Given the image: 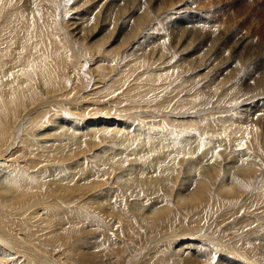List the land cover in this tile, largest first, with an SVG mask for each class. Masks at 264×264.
I'll list each match as a JSON object with an SVG mask.
<instances>
[{
    "label": "rangeland",
    "instance_id": "1",
    "mask_svg": "<svg viewBox=\"0 0 264 264\" xmlns=\"http://www.w3.org/2000/svg\"><path fill=\"white\" fill-rule=\"evenodd\" d=\"M0 2H4V4L6 5L5 8L7 9L9 8L11 9L13 7V9H15L19 14H22V11L24 13L25 11H28L26 14H28L32 10L34 11V13L36 12V6H37L36 0H6V1L0 0ZM39 5H41V8L40 9L37 8V13L40 14L46 11L44 14H42L44 16H42L43 21L40 22L41 25L44 23L43 25L48 31L50 30L49 31L50 33L54 32L56 36L59 37L57 38V40H59L60 37L63 38L64 40H66L65 37L67 39H70L71 45L70 43L65 41L62 44H65L66 45L65 48L67 49L64 48L66 51L63 49L62 50H63V53L64 51L67 52L68 57L71 61H69V59H66L68 58L67 54H66V57L64 55V58L70 65L74 61V63L72 64V66L74 67V70H79V73L81 72L82 77H85L81 82L82 85L77 89L78 90L77 94L79 95L78 98L82 99L89 95L92 96L91 93H93L92 87H93V84H95L94 83L95 81L93 83L92 81L95 79V76L87 72L88 65H90V63L92 64V66L94 64L96 65V62H97L96 59L105 60L106 54L110 55L108 53V50L111 46L114 47V45L115 46H119V44L121 45L122 43L121 41L124 37H126L128 40L126 42L127 44L126 43L124 44L126 46H123L124 48L123 47L120 48L122 50H120V52L118 53L119 56L118 55L116 56V62L114 64L115 66H113V64L111 63L112 66L114 67L113 70H112V66H109L110 70L108 69L106 73L107 75L102 79L100 78L101 79L100 81L103 82V83H100V85L104 83L106 84L104 87L101 86V89L99 88L100 92L98 94L99 95L101 94L100 96L106 95L105 98L107 99L105 100L104 98L105 101L102 103H96V102H93L89 96V101H79V103L75 106L79 108H85V106H87L86 112H90V113L94 112L97 114L95 115V117H90V116L84 117L83 122L85 124L87 121L89 123L91 120H98V119H113V120L117 119L119 121L122 119L123 122L128 125L127 127H130V129H135L137 125L140 124V121L143 120V122L147 123L146 125L147 128H148V124H151L153 132L163 131V133L166 135V138L169 140V142H171L175 138V136L178 135L179 133H181L183 137L186 139L188 136L190 138L192 137L194 138V134H193L194 129H197V126H198V125L197 126L195 125L196 123L195 120H198L197 118L200 116H201L200 117L201 122L204 123L203 128L208 130L207 132L208 134H211V131L215 129L216 125H220L219 121L221 119H229L230 121L234 119L238 121V125L241 123L243 124V126L248 127L247 129L244 128L246 131L245 135L242 136L240 133H237L236 135H234L237 139L238 138L240 139L237 140L235 138L233 139L232 142L231 141L229 142V143H232L230 144V147L232 146L231 150L230 149L228 150L226 148L224 149L222 146H219L217 148L211 147L215 144L211 140H209L212 137L208 136L210 138H208L207 140V136L205 135L204 137L200 136V140L202 142L204 141L203 144H200L201 148L202 147L204 149L206 148L205 150L207 151L209 150V152H211V153L206 152L205 153L206 157H209V155L214 156L216 153L217 155H221L220 158H222L224 162L227 164H230L229 160L231 159L238 160V156H237L238 153H240L241 155L243 154L245 156L251 154V157L253 158L257 157L256 159H262V158L264 159V149L263 147H261L260 145L261 143L259 144L255 143V140L257 139V137L259 138L261 137L262 134H264L262 133L264 132V0H40ZM20 9H22V11ZM143 9L146 11L145 19L140 18V14L143 11ZM116 16L117 18L119 17L118 22L114 21L115 19L114 17ZM137 17L140 19H138ZM109 23L110 25H108ZM132 26H135V31L132 34L133 36H129L130 34L127 31ZM45 30H44V34L47 37L45 40H42L40 43L44 41H48L47 39L49 38V36L47 34L49 32H47V30L45 32ZM7 36L9 38L8 40L11 39L10 40L11 45L8 47L6 51H3L4 54L1 53L3 55L1 57L2 60L0 59L2 61L0 62V73L3 74L2 76H5L7 74L8 76H5L7 79L8 77H14V76H15L14 78L17 79L18 75H19V78H21L24 76L23 74H25V72L30 67L26 65H30L29 59H31L33 56H31V53L30 55H28V53L26 52L29 51V48L33 46H30L29 44H25L26 40L24 41V39L18 36V34L15 36H11V35L10 36L7 35ZM102 37H105V38L109 37L110 40L107 42L106 45H102V49H100L99 53H96V51H92L93 54L90 55V53L92 52L87 51L83 47L84 46L83 44H86V45H89L91 43L94 44L96 43L95 42L96 40H99ZM78 39H79V42H78ZM74 42L75 44H73ZM27 45H29V47ZM3 46L5 45L3 44ZM41 46L42 45L37 46L36 47L37 50H34V52L35 51L37 52L35 56L39 57L45 51L46 53L50 52L48 49L42 50ZM31 49H34V48H31ZM19 50H21V53H23V55H26V56H20L19 54H16L17 52H20ZM54 51L55 52L53 53V55L55 56V58H56V55L59 57L62 56V54L58 52L59 50L57 51L56 49H54ZM14 53L16 54V56ZM9 54L11 55V57ZM88 54L90 57L88 56ZM101 54L103 57L101 56ZM96 55H98L99 58ZM7 56L10 58H8ZM12 56L14 59L12 58ZM7 58H8V61H7ZM84 58H87V59H84ZM12 59L13 60L19 59L17 60L18 64L16 65L17 70L15 67H12V68L10 67V69H8L9 66H11L9 63H11ZM55 60L57 61V59ZM86 60L88 62H86ZM3 61H6L4 65H3ZM139 61H140V64H139ZM59 63L61 64V62ZM116 64L118 65L116 66ZM5 65L7 66V68ZM1 66L2 68L5 66L4 67L5 69L3 68L4 69L3 70ZM1 69H2V72H1ZM11 72H13V74H11ZM112 77L117 81L113 82L112 79L109 80V78H112ZM117 77L118 78L122 77L119 79L121 82L118 80ZM121 79H124V80L122 81ZM62 84H65V82L64 83L62 82ZM64 90L67 91L68 88L66 87ZM116 97H119V98L117 99ZM109 98H113V99L109 100ZM154 101L158 103L153 104ZM35 106L37 107V105ZM35 106L33 105L32 106L33 108L32 107L26 108L25 109L26 112H23L24 116L22 115L18 119L19 123H16L13 127H11L10 130L5 129L7 131H5L2 137L0 138V152H1L0 155H2L6 151V148H8L9 151L8 152L6 151L7 153L6 152L5 153L7 155H10L11 158H9V160L7 159V161L6 160L1 161L3 163V166L4 167L9 166L7 167L8 169H11V168L16 169L18 164L21 167L24 166V170L26 171V172L24 171L25 174L26 175L28 174L30 178L32 177L33 179L32 184L36 186V189L32 190L33 193L31 191L26 193L27 196L25 198L27 199V202L25 204L24 203L22 204L24 209L21 208L22 207L21 205L15 209L8 210V211H11V213L3 209L7 212V214L6 212L4 213L2 209H0V214L4 213L3 216L7 217L10 215V217H12L13 215L12 213H14L13 216H15V215H18V213L16 212L23 210L22 212H20V213H23L24 211L27 210L28 212H26L25 215H28L29 211H31L32 209L36 207L37 208L40 207L41 210L39 211V214L42 218L48 220L52 216V218H54V220L51 219L52 221L54 222L58 221L57 229L54 230V232H57L58 233L57 236L58 237L60 236L61 238L60 237L59 238L63 241L53 240L52 238L50 240V235H46V237L49 236L48 237L49 239H44L45 241L44 244H46V245L42 244L44 246L33 245L32 243H30L31 246L29 243H27V245H25L26 243L25 244H21V243L18 244L16 242L14 244L12 243L15 251L18 252L15 254V257L13 258V260L14 259L16 260L18 258L16 261H19V264L20 263L38 264L39 262H41L39 264H45V263L46 264H56V263L57 264H61V263L67 264L68 260L74 261L73 259L75 258L74 262L76 264H84L85 263L84 260H81L78 257L73 258L72 251L79 245V242L81 241L80 240L81 237L83 238V234H81L83 226H86L88 224L87 222L90 223V219H91L90 213L92 211V205H89L90 197H91V195H89V191L86 192V189H84L83 185L82 184L79 185V183L82 182V178L84 179L88 176L86 172L88 169L102 170V168L105 165L101 163L97 165L96 163L98 161L97 159L99 158V156L108 157L110 149L108 146L103 147L108 144L107 142L103 141L104 143L102 142L103 143L102 145L98 146L94 150L89 151L90 154L88 151H86L82 155L70 157L71 159H69V157H66V155H62L61 158H54L55 159V162H54L52 158L53 157L52 154H47L48 152L46 151H45L46 152L45 154L42 151L47 150L48 147H50L49 149H52L51 146H53V148L57 146L56 145L58 144L57 136L56 135H55L56 137L53 136L54 139L57 141L46 139L47 141H54V143H52L53 145L41 146L40 143L42 142H40V139H37L36 134L39 133L40 135L42 134L43 136L47 134H51L55 131H58L57 125H65V123L70 124V122L74 123V119H71L68 117H62V115H64L62 112L63 110L60 109L61 107L58 105H53V106L49 105L46 109L48 111H44V112L41 111V113H38L37 115H36V112H33L36 109L34 108ZM55 106L58 108H56ZM164 107L165 109H163ZM53 110L57 111V113L54 112ZM195 110H197V112L199 111L200 113L199 116L198 114L196 115V113H194ZM45 112H47L48 114H46ZM132 113L133 115H130ZM193 113H194V116H193ZM43 114H45V116H43ZM55 114L58 116H55ZM107 114H110V115L105 116ZM121 114L124 118L120 116ZM195 115L197 116V118ZM126 116H129V117L126 118ZM51 118L53 122L50 121ZM210 121H213L214 123ZM63 122L65 123L63 124ZM233 122H236V121H233ZM20 123L22 124L20 125ZM247 124L250 127L247 126ZM131 125H133V127ZM88 127H89V124H88ZM250 129L252 130L250 131ZM30 131H33L34 134L32 133L33 134L32 135ZM216 131L218 130L216 129ZM253 131H255V133ZM15 134H16V137H15ZM251 134H254V135H252L251 137ZM27 136L28 137L32 136V137L28 139ZM120 137L121 136H117L116 139H119ZM203 138H205V140ZM17 141H19L20 143ZM28 142H30V144ZM136 143H138V146ZM212 143L213 145H211ZM236 143H238V146ZM113 144H110L112 145V147L114 146L113 148H116L117 147L116 145H119L118 148H121V149L114 150L115 152H119V154L126 153L125 150L129 149V144H128V147H127L128 149L123 150L124 148H122V144H120L119 140L115 141V143ZM134 144H135L134 145L135 147L136 146L140 147V145L141 146L145 145L144 142L141 143V142H138V140L135 141ZM37 145L40 148H38ZM43 147H45V149ZM132 150L134 149H131L130 151ZM233 150L235 151L232 152ZM259 150L260 151L262 150L263 152L262 151L259 152ZM9 152L11 154H9ZM62 153H64V151ZM212 153H214V155H212ZM50 156H51V160H50ZM195 157H196V154L192 155L191 157H186V159L182 162V166L184 167V165L190 163L192 159H196ZM40 158L42 160L47 158L46 160L48 161L43 160V162L46 161L47 163L45 162L43 163L42 160H40ZM178 159L182 160L183 158L178 157ZM23 160L26 163L23 162ZM59 160L60 161L62 160V162H60ZM150 161L149 163L153 165V163ZM205 161H206V158H205ZM238 161H240V159ZM263 161H262L263 165L262 164L261 165L263 166V170H264ZM75 162L82 164V166L80 167H83L85 169L84 170L83 168H81L85 172L83 173L87 176L80 174L78 172L77 174H79L80 176L76 174V170H78L79 166H76L73 168L72 165H74ZM129 163L131 164V162L128 161L121 169L120 167L118 168L117 172L115 173V177L119 175L116 178L117 181H119L120 179V181L127 182V180H133L134 178L136 179L138 177V176L136 177V174H134L135 177L133 176L132 178H129V177H131L133 174L121 176V173L125 171L126 167L128 169L131 168L129 166ZM55 166L56 168H54ZM87 166H89V168ZM36 167H39V168H36ZM59 167L61 168V172H62V173L61 172L59 173L60 176H63L64 173L68 172L67 170H69V168L71 167L72 170L70 169L69 171H74V175H75V178L72 181L74 182L73 186L78 185L77 187L79 188H75V190L74 188H72L68 190L66 189V190H59V191L54 192V189H53L54 186L51 184V181L49 179L51 178V175H52L51 173H53V170L55 169L56 171V169ZM39 169L40 171H38ZM151 169L152 167H148L144 169V174L145 175L151 174ZM43 170H45L46 172ZM81 175H83L82 178H81ZM182 175H187V174L183 173ZM79 178L81 179L80 182H78ZM138 179L140 181V178ZM138 179H136V181H138ZM47 180H49L50 182L48 181L47 183ZM110 182L111 183H109L108 186L103 185L102 189L105 190V188H109V187H110L109 189H112L113 186L111 184L117 183V182L114 183L112 181ZM252 182L256 183V185ZM68 183L70 184V182ZM260 183L264 184V182H261L259 178L254 176V178L251 179L249 184H247L248 185L247 188H245V190H243V192L241 193V197L239 198L237 203H235L237 206L235 205V207L231 208L230 210L229 208L226 210H222L221 213H219L220 215L217 214V216L219 215L218 218H221V217L224 218L223 215L226 217L224 224H222L218 228L221 231L216 233L217 240L220 238L222 241H225L224 239L228 236L227 234L230 231H233V232L239 231L240 237H238L236 240L232 239V241H230L232 243L231 248H228L224 245L222 246L220 245L219 248H217L218 246L216 247L213 246L211 251L216 253V255L212 257L209 264H220L218 263V261H215V259L217 258V253H218V257L219 255L221 256L224 255V259L221 260V264H225L226 262H227L226 264L228 263L229 264H264V223H263L264 222L263 221L264 220V202H263L264 200L262 198L260 199V194L262 192V190L260 189L258 185ZM254 185L257 186V188ZM80 187L82 188V190ZM37 189L38 191H36ZM75 199L78 200V202L77 201L75 202ZM50 202H56L55 212L57 213L58 217L56 216V214L52 215L51 211H50L51 213H49L48 210L46 211L43 210L44 209L43 206L45 205V203H50ZM132 204H133V201H132ZM74 208H76V210ZM16 209L19 211H13ZM1 210L3 211V213L1 212ZM233 211L235 212L233 213ZM82 213H85V214H82ZM88 213L90 216L88 215ZM70 214L72 216H70ZM78 215H82V216H78ZM106 215L105 213H104L105 217H103V214L102 216L99 215L98 216L99 219H101L102 217L104 219L96 220V224L102 227V229L104 227L106 231L108 229L107 232H109V228L111 226H109L110 222H108ZM206 215H204L202 220H199L198 222H195V223L191 222L192 221L191 216L187 217V219L185 220V223H183L182 225L181 223L180 224L178 223L177 225L178 227L176 228L177 234L180 233L181 236L188 237V236H194L196 234H199V232L203 234H206L208 232L212 233L213 231L212 225L214 226L213 222L211 223L212 225L210 223L205 222L207 225L210 224L209 225L210 227L209 226L206 227V224H203V222L208 219L207 218L208 216L206 217ZM73 216L74 218L78 217L79 219L77 218L76 222H73V220L71 219V217ZM86 216L87 218L88 216L90 217L88 218L89 220L86 218ZM109 217L110 216H108V218ZM23 219L25 221L24 214L22 215L21 221H23ZM27 219H30V218H27ZM59 219H61V221H59ZM110 220H111V217L109 221ZM59 222H61L60 224L61 227L59 225ZM15 224L16 226H18V224L20 223L17 222ZM159 229L160 230L158 231H153L152 233H149V232H146L148 230H145L144 228L143 229L144 231L142 230V232L138 233L139 237L135 239L134 242L128 241L129 243L127 242L125 253L129 250L127 254H130V255H126L124 260H122L123 262L120 261V263L118 264H133V263L143 264L144 261H145L144 264H148V263L156 264V262L157 264L159 263L162 264L163 259H165V255H166L165 253L168 251L167 247H172L171 245L175 243L174 242L175 240H171L170 238H169L170 240L168 239V241L163 240L162 237H165V236H162V235H165L166 232H162L161 228ZM200 229H202L203 231ZM68 230L69 232H67ZM71 231L72 232L74 231L75 233L74 232L72 233ZM111 231L112 230H110V233L111 235H113ZM45 232L46 231H44V233ZM146 233H148L149 235L148 234L146 235ZM225 233H226V236H225ZM186 234L188 236H185ZM68 235H71L73 237H70ZM242 240L246 244H244ZM50 243L51 244L53 243V244L51 245ZM55 245L58 248H56ZM69 245L72 248L69 247ZM64 248L67 250V251L65 250L67 253L69 251V254L70 253L71 254L70 255L67 254L64 251ZM226 248H227V251L225 250ZM52 249L55 252L57 249L62 250V251H59L61 252L62 257L56 258V260L58 261H56L55 258L52 256L51 254ZM43 250L44 251L46 250V251L44 252ZM221 252H224V253H221ZM22 253L24 254L21 255ZM34 256L37 261H34V258H33ZM128 256L130 257L128 258ZM52 258L54 259L53 262H52ZM126 258L128 260H126ZM60 259L65 260V261H62ZM13 260L11 261L12 264L16 262L15 260L14 261ZM130 260L132 261L130 262Z\"/></svg>",
    "mask_w": 264,
    "mask_h": 264
},
{
    "label": "bare ground",
    "instance_id": "2",
    "mask_svg": "<svg viewBox=\"0 0 264 264\" xmlns=\"http://www.w3.org/2000/svg\"><path fill=\"white\" fill-rule=\"evenodd\" d=\"M3 1H6V0H3ZM36 1H37V6H38V7L36 6V12L34 13V11L32 10L28 14H26L28 11H25V13L22 11L23 8L20 9L22 11V14H19L15 9H13V7L11 9L10 8L7 9V8H5L6 5L4 4V2H0V54L3 53V51H6L8 49V47L11 45L10 44L11 39L8 40L9 38L7 35L15 36L18 34V36H20L22 39H24V41L26 40L27 43L25 42V44H29L30 46H33V47H30L29 51L26 52V53H28V55H30V53H31V56H33V57L31 59H29L30 65H26V66H30L29 69L26 72L23 70L25 72V74H23L24 75L23 77L19 78V75H18L17 79L14 78L15 76L14 77H8V79H7L5 77V76H8L6 73H5L6 74L5 76H2L3 74L0 73V77L2 76L0 78V138L2 137V135L5 131L10 130L11 127H13L16 123H19L18 119L24 114L23 112H26L25 111L26 108H30L33 105L34 106L37 105V107L36 106L34 107L36 109L33 111V112H36V115H37L38 113H41V111L42 112L48 111L46 109L49 105H52V106L58 105L61 107L60 109L63 110V111L61 110L64 114V115H62V113H61L62 117H68V118L74 119L75 124L73 122H70V124H71L70 125L69 123L63 122V124L65 123V125H57L58 131H55L51 134H47L44 136L42 134L40 135L39 133L36 134L37 139H40V142L43 143V144L40 143L41 146L53 145L52 143H54V141H57L54 139L53 136H55V135L57 136L58 144L55 143L57 146H55L54 148H53V146H51L52 149H49L50 147H48L47 150L42 149L43 150L42 152H44L45 154H46V152H48L47 154H52V156H53L52 158H53L54 162H55L54 158H61L62 155H66V157H69V159H71L70 157L82 155L86 151L89 152L91 150H94L98 146L102 145L104 142L108 143V144L106 143L107 145H105L103 147H106V146L109 147V149H110L109 150L110 151L109 156L108 157L107 156H99V158L97 159L98 161L97 162L95 161L97 163V165H99V163L105 165L103 168L100 167V168H102V170H94V169L90 170V169H88L86 171L88 176H89L88 177L87 175L84 174L85 169L83 167H80V166H82L81 163L75 162L74 165L71 164L73 166V168L76 166H79L78 170L75 169L76 174L78 172L80 174L87 176L86 178L83 179L82 178L83 175H81L82 182H80V180H81L80 178H79L78 182H80L79 185L80 184L83 185L84 189H86V192L89 191V195H91L89 205H92V211L90 213L91 214L90 223L87 222L88 224L86 226H83V228H82L81 234H83V238L81 237V239H80L81 241L79 242V245L72 251L73 258L78 257L79 259L84 260V262L86 264H118V263H120V261L124 260L126 255H130V254H127L129 250L125 253L128 241L134 242L135 239H137L139 237L138 233L142 232V230L144 228H145V230H148L146 232H149V233H152L153 231H158V230H160L159 228H161L162 232H166L165 235H162V236H165V237H162L163 240L168 241L169 238L171 240H175L174 244H172V245L170 244L172 247H167L168 253L166 252L165 253L166 255L164 254L165 259H163L162 264H209L212 257L216 255V253L211 251L213 246H215V247L218 246L217 248H219L220 245L221 246L224 245L228 248H231L232 243L230 241H232V239L236 240L238 237H240L239 231L233 232V231L229 230L230 232L227 234L228 236L224 239L225 241H222L220 238L217 240L216 233L221 231L218 228L222 224H224L225 218H226L224 215H223L224 218H222V217L218 218V216L220 215L219 213H221L222 210H226L228 208L230 210L231 208L235 207V205H236L235 203H237V201L241 197V193L243 192V190H245V188H247V186H248L247 184H249V182L251 181V179L254 178V176L259 178L261 182H264V179H262V178H264V172H263L264 170H263V166H262L263 165L262 161L264 159L263 158H262L263 160L262 159H256L257 157L253 158V157H251V154L245 156L243 154L241 155L240 153H238L237 156H238V160L240 159V161L234 160V159H231V160L228 159L230 161V164H227L224 162V160L222 158H220L221 155H217L215 152H214L215 155H214V153H212V155H214V156H211L208 154L209 157H206L205 153L209 152V150L207 151V150H205L206 148L205 149L203 147L201 148L200 144H203L204 141L202 142L200 140V136H203V137H204V135L207 136V140H208V138L212 137L209 140H211L215 144L213 145V143H212L211 145H213V146H211V147L217 148L219 146H222L224 149L226 148L228 150L229 149L231 150L232 146L230 147V144H232V143H229V142L230 141L232 142L233 139L236 138L234 135H236L237 133H240L242 136L245 135L246 131L244 128L247 129L248 127L243 126V124H241V123L238 125V121L234 120V119H232V121H230L229 119H221L219 121L220 125H216L215 129L211 131V134H208L207 133L208 130L203 128L204 123L201 122V118H200L201 116L198 118L196 116L197 114L199 116V114H200L199 111L197 112V110H195L194 113H196L195 116L198 119V120H195V122H196L195 125L196 126L198 125V126H197V129H194V133H193L194 138L190 135L192 138H190L188 136L190 139L188 137L186 139L183 137V135L181 133H179L178 135L175 136V138L171 142H169V140L166 138V135L163 133V131L153 132L151 124H148V128H147V126H146L147 123L143 122V120H141V119H140L141 120L140 124L137 122L139 125H137V127L135 129H130V127H127L128 125L126 123H124L122 119H121L122 121L121 120L119 121L117 119L116 120L98 119V120H91L89 123L87 121L85 124L83 122L84 117H87V116L95 117V115H97V114L94 112H92V113L86 112L87 106H85V108L75 107L79 103V101H89L90 95L86 96L85 98H82V99L78 98L79 95L77 94V91H78L77 89L82 85L81 82L85 77H82L81 72L79 73V70H74V67L72 66L74 61L71 65L68 64V62L66 61V59H69V57H68L67 52H65L66 51L65 49H67V48H65L66 45L62 44V43H64L65 41L70 43V39H67L65 37L66 40H64L63 38L60 37V39L57 40V38H59V37H57L54 32L50 33L49 32L50 30L48 31L45 28V26L43 25L44 23L41 25L40 22L43 21L42 16H44L42 14H44L46 11L43 13H40V14L37 13V8L40 9L41 5H39L40 0H36ZM22 5H23V3H22ZM144 9L140 14V18L145 19L146 11ZM42 11H43V9H42ZM114 18H115L114 19L115 22L119 21L118 20L119 17L117 18V16H116ZM140 18H138V19H140ZM93 20H95V19H93ZM44 21H45V19H44ZM112 23H114V22H112ZM74 25H76V24H74ZM108 25H110V23ZM49 26H51V25H49ZM113 28H115V27H113ZM45 29L47 30V32H49L47 34L49 36V38L47 39L48 41H44V42L40 43L42 40H45L47 37L44 34ZM46 30H45V32H46ZM75 30H74V32H75ZM122 30H123V28H122ZM134 31H135V26H132L127 32L130 34L129 36H133L132 34L134 33ZM77 33H78V31H77ZM136 33H137V31H136ZM72 34H73V32H72ZM108 38L102 37L99 40H96L95 41L96 43L93 42L94 44H92V43L89 45L83 44L84 45L83 47L87 51H90V52L96 51V53H99L100 49H102V45H106L107 42L110 40V38L109 39ZM60 40H61V42H60ZM71 41H73V40H71ZM127 41H128L127 38L124 37L121 41L122 42L121 45L120 44H119V46L114 45V47L111 46L109 48L108 53L110 55L106 54V56L108 58L105 56V60H97L96 59V61H97L96 65L94 64L92 66L91 63H90V65H88V68H87L88 71L87 72L89 74L95 76V79L92 81V83L95 81L94 82L95 84H93V87H92L93 93H91L92 96H90V98L92 99L93 102L102 103L107 99V98H105L106 95L100 96L101 94L100 95L98 94L100 92L99 88L101 89V86L104 87L106 84V83H104V84L100 85V83H103L100 80L107 75L106 73L109 69V66H112V64H113V66H115L114 64L116 62V56L118 55L120 50H122L120 48L123 46H126L124 44ZM78 42H79V39H78ZM3 44L5 46H3ZM73 44H75V42ZM29 45H27V46L29 47ZM40 45H42L41 46L42 50L48 49L50 52L46 53V51H45L44 53L41 54V56H39V57L35 56V54H37V52L36 51L34 52V50H37L36 47L40 46ZM70 45H71V43H70ZM13 48H14V46H13ZM31 48H34V49H31ZM54 49H56L57 51L59 50L58 52H60L62 54V56H61L62 59H61V57L57 56L56 53H55V55H56V58H55V56L53 55V53L55 52ZM62 49L65 50L64 53H63ZM149 49H150V47H149ZM19 51L20 52H17L16 54H19L20 56H26V55H23V53H21V50H19ZM11 52H13V51H11ZM5 53H7V52H5ZM104 53H105V51H104ZM161 53H160V55H161ZM3 54L0 55V59H1ZM16 54H15V56H16ZM66 54H67L68 58L65 59L64 55L66 57ZM91 54H93V52L90 53V55ZM111 54H113V55H111ZM4 56H3V58H4ZM88 56H89V54H88ZM96 56L98 57V55H96ZM101 56H102V54H101ZM10 57H11V55H10ZM10 57H8V58H10ZM8 58H7V61H8ZM12 58H13V56H12ZM58 58H60L62 61ZM143 58H145V57H143ZM13 59L11 60V63L8 62L11 65V66L8 65L9 66L8 69H10V67L16 68V65L18 64L17 60H19V59H17V60H13ZM55 59H57V61L61 62L62 65L59 62H57ZM84 59H87V58H84ZM1 60H0V62H2ZM69 61H71V60L69 59ZM86 62H88V61L86 60ZM4 63H6V61H3V65H4ZM118 64H116V66ZM139 64H140V61H139ZM113 66H112V70L114 68ZM1 68H2V66H1ZM6 68H7V66H6ZM22 68H23V66H22ZM2 69H1V72H2ZM16 70H17V68H16ZM114 71H115V69H114ZM8 72H9V70H8ZM8 74H10V73H8ZM11 74H13V72H11ZM122 75H120V76H122ZM123 77H125V76H123ZM120 78H122V77H119L118 80ZM139 78H141V77H139ZM110 79H112L113 82L117 81L113 77L109 78V80ZM210 79H212V78H210ZM121 80L123 81L124 79H121ZM214 81H216V80H214ZM62 82L63 83L65 82V84H62ZM140 84H141V82H140ZM66 87L68 88L67 91L64 90ZM117 91H118V89H117ZM108 96H109V94H108ZM152 97H154V96H152ZM77 98H78V100H77ZM104 98H105V100H104ZM116 98L118 99L119 97H116ZM111 99H113V98H109V100H111ZM156 103H158V102H156V101L153 102V104H156ZM167 107H166V109H167ZM56 108H58V107H56ZM51 109H52V107H51ZM163 109H165V107ZM53 111L57 113V111H55V110H53ZM45 113L48 114L47 112H45ZM194 113H193V116H194ZM109 115L110 114H107L105 116H109ZM130 115H133V113ZM137 115H138V113H137ZM43 116H45V114H43ZM55 116H58V115L55 114ZM55 116H53V117H55ZM120 116H122V114ZM127 117H129V116H126V118ZM122 118H124V117L122 116ZM50 121L53 122L52 118ZM233 121H236V122H233ZM210 122H213V121H210ZM21 124L22 123H20V125ZM88 124H89V127H88ZM131 126L133 127V125H131ZM247 126H249V125L247 124ZM17 127H18V125H17ZM35 128H37V127H35ZM5 129H7V130H5ZM216 129L218 131H216ZM251 130L252 129H250V131ZM15 131H16V129H15ZM19 131H21V130H19ZM30 132H31V134L32 133L34 134L33 131H30ZM253 132L255 133V131H253ZM195 133H196V135H195ZM262 133H264V132H262ZM28 134H30V133H28ZM206 134H208V135H206ZM23 135H25V134H23ZM252 135H254V134H251V137H252ZM117 136H121V137L119 139H116ZM184 136H186V135H184ZM208 136H210V137H208ZM15 137H16V134H15ZM30 137H32V136H30ZM30 137H28V139ZM259 138H260V140H259ZM259 138L257 137L256 140L254 139L255 143H258V144L261 143L260 145L264 149V134H262L261 137H259ZM31 139H33V138H31ZM46 139L47 140H54V141H47ZM65 139H67V140H65ZM203 139L205 140V138H203ZM239 139L240 138H238L237 140H239ZM117 140H119L120 144H122V148H124L123 150L128 149L127 147L129 144V149L125 150L126 153L119 154V152L114 151L116 149H121V148H118L119 145H116L117 146V147L115 146L116 148H113L114 146L112 147V145H110V144L115 143V141H117ZM137 140H138V142H141V143L144 142L145 145L141 146L139 144L140 147H137L138 143H136L137 146L135 147L134 143ZM176 140H178V141H176ZM31 141H33V140H31ZM17 142H19V141H17ZM28 143L30 144V142H28ZM207 144H209V143H207ZM236 144L238 146V143H236ZM239 145H240V143H239ZM120 147H121V145H120ZM38 148H40V147L38 146ZM43 148L45 149V147H43ZM107 149H106V151H107ZM131 149H134V150L130 151ZM260 149H262V148H260ZM104 150H105V148H104ZM6 151L7 152L9 151L8 148H6ZM63 151H64V153H62ZM234 151L235 150H233L232 152H234ZM237 151H238V149H237ZM261 151L259 150V152H261ZM42 152H41V154H42ZM4 153L2 155H0V209H2V210L5 209L6 211H8V210L17 208L20 205L22 206L23 203L25 204L27 202V199L25 198L27 196L26 193H28L29 191H31L33 193L32 190L36 189V186L32 184L33 183L32 177L30 178L28 176V174L27 175L25 174L26 171L24 170V166L21 167L18 163H17L18 164L17 168L14 167L16 169H13V168L8 169L7 167H9V166H7V167L3 166V163L1 161H3V160L7 161V159L9 160V158H11L10 155H7L6 153L4 154ZM209 153H211V152H209ZM9 154H11V153L9 152ZM45 154H43V155H45ZM89 154H90V152H89ZM91 154H93V153H91ZM195 154H196V157H195L196 159H192V161L190 163L185 164L183 167L182 162L186 159V157H191L192 155H195ZM25 156H27V155H25ZM13 157H15V156H13ZM178 157H182L183 159L179 160ZM193 158H194V156H193ZM205 158H206L207 162L205 161ZM46 159H43V160H46ZM30 160H29V162H30ZM40 160H42V159L40 158ZM43 160H42V162H43ZM50 160H51V156H50ZM46 161H48V160H46ZM46 161H44V162L47 163ZM75 161H77V160H75ZM128 161L131 162V164L129 163V166L131 168L128 169L126 167L125 171L121 173V176L133 174L131 177H129V178H132L134 176V174H136V177L138 176L136 179L140 178V181H139V179H138V181H136L135 178H134L135 181H134V179L133 180H127V182L120 181V179H119V181H117L116 178L119 175L115 177V173L117 172L119 167L121 169L126 164V162H128ZM149 161L152 162L153 165H151L149 163ZM15 162H16V160H15ZM23 162H25V161L23 160ZM60 162H62V160ZM48 163H50V162H48ZM40 164H42V163H40ZM33 165H35V164H33ZM92 166H93V164H92ZM87 167L89 168V166H87ZM148 167H152L151 174L145 175L144 169H146ZM36 168H39V167H36ZM54 168H56V166ZM81 168H83L84 170H82ZM70 169H71V167L69 168V170ZM26 170H28V169H26ZM69 170H67L68 172L64 173L63 176L59 175V173L61 172L60 167L57 168L56 171H55V169L53 170V173H51L52 175H51V178L49 180L51 181V184L54 186V188H53L54 192L59 191V190H66V189L68 190V189H72V188H74V190H75V188H79V187H77L78 185L73 186L74 182H72V181L75 178V175H74V171H69ZM38 171H40V169ZM43 171H45V170H43ZM183 173L187 174V175H182ZM77 175L80 176L79 174H77ZM36 179H37V177H36ZM49 180H47V183ZM110 181H112L114 183L117 182V183L111 184L113 186L112 189H109L110 187L105 188V190L102 189L103 185L108 186V184L111 183ZM68 182H70V184ZM252 183H254V182H252ZM254 184L256 185V183H254ZM258 185H259L260 189L262 190V192L260 194V199L262 198L264 200V184L260 183ZM49 187H51V186H49ZM255 187L257 188V186H255ZM37 188H38V186H37ZM81 190H82V188H81ZM36 191H38V189ZM247 192H248V190H247ZM39 197H40V195H39ZM76 201L78 202V200L75 199V202ZM132 201H133V204H132ZM259 205H261V204H259ZM55 206H56V202L45 203V205L43 206V208H44L43 210H45V211L48 210L49 213L52 212V215L56 214V216H57V213L55 212ZM87 207H88V205H87ZM21 208H23V206ZM21 208H19V209H21ZM67 208H69V207H67ZM74 209L76 210V208H74ZM2 210H1L2 213H3V211H4V213L6 212L5 210H3V211ZM40 210H41L40 207L39 208L36 207V208L32 209L31 211H29L28 215H25L26 212H28L27 210L24 211L23 213H20L23 210L19 211L16 209L13 211H19V212H16V213H18V215L13 216L14 213H12L13 214L12 217H10L9 214H8L9 216H7V217L3 216L4 213L0 214V222H1L0 223V264H12L11 261L15 257V254L18 253L13 248L14 247L13 244L15 242L18 244L19 243H21V244L26 243L25 245H27V243H29V244L32 243L33 245L44 246V245H46V244H44V242H45L44 239H49L48 238L49 236L46 237V235H50V240L52 238L53 240L63 241L60 239L61 238L60 236H59L60 238L57 236L58 233L54 232V230H56L57 226H58L57 225V223H58L57 219H56L57 222H54L51 220V219L54 220V218H52V216L48 220L42 218L39 214ZM70 211H72V210H70ZM8 212L11 213V211H8ZM234 212L235 211H233V213ZM101 213L103 214V217H105L104 213H105V215L107 214L108 216L111 217V220L109 221L110 217L108 218V216L106 215L108 222H110L109 226H111L109 228V232H107L108 229L106 231L104 229V227L102 229V227H100L99 225L96 224V220H103L104 219L103 217L101 219H99L98 216L99 215L102 216ZM6 214H7V212H6ZM23 214L25 216V221L23 219L24 222L21 221ZM63 214H65V213H63ZM82 214H85V213H82ZM217 214H219V215L217 216ZM73 215H74V213H73ZM88 215H89V213H88ZM204 215H206V217L208 216L207 217L208 219L205 221L203 220L204 221L203 224H206L205 222L210 223V224L213 222V224H214V226L211 224L213 227L212 233L208 232L206 234H203V233L199 232V234H196L194 236H188L186 234L185 236H188V237H183L180 235V233L177 234L176 228L178 227L177 226L178 223L179 224L181 223V225H182L183 223H185V220L189 216H191V218H192L191 222L195 223V222H198L199 220H202ZM70 216H72V215L70 214ZM78 216H82V215H78ZM89 216H88V218H90ZM45 217H46V215H45ZM63 217H64V215H63ZM83 217H85V216H83ZM27 218H30V219H27ZM59 218H60V216H59ZM77 218L78 217L74 218V216L71 217L73 222H76ZM86 218H87V216H86ZM67 219H68V217H67ZM105 220H106V218H105ZM59 221H61V219H59ZM17 222L20 223V224H18V226H16V224H15ZM64 223H65V221H64ZM64 223H63V225H64ZM60 224H61V222H59V225ZM199 224H200V222H199ZM209 225L206 224V227ZM26 226H27V228H26ZM60 227H61V225H60ZM71 228H73V227H71ZM191 228H192V226H191ZM58 229H59V227H58ZM227 229H229V228H227ZM69 230L67 232H69ZM110 230H112L111 232L113 233V235H111ZM200 230H202V229H200ZM210 230H212V229H210ZM44 231H46V232L44 233ZM178 232H180V231H178ZM190 232H192V231H190ZM62 233H64V232H62ZM147 234L148 233H146V235ZM220 235H221V233H220ZM68 236L73 237L71 235H68ZM225 236H226V233H225ZM242 236H244V235H242ZM242 236H241V238H242ZM68 239H70V238H68ZM124 240H126V241H124ZM242 242H243V240H242ZM42 244H44V245H42ZM244 244H246V243H244ZM20 246H22V245H20ZM30 246H31V244H30ZM53 247H51V248H53ZM69 247H71V246L69 245ZM33 248H35V247H33ZM56 248H58V247L56 246ZM65 248H66V246H65ZM65 248H64V251L66 250ZM19 249H21V248H19ZM146 249H147V247H146ZM57 250L55 252L52 249L51 250L52 253L49 252L55 258V260H56V258L62 257L61 252H59L62 250L61 249L58 251ZM225 250L227 251V248ZM34 251H35V249H34ZM24 253H22L21 255H23ZM221 253H224V252H221ZM67 254H69V251ZM42 256H43V254H42ZM44 257H46V256H44ZM129 257L130 256H128V258ZM33 258H34V261H37L35 259V256ZM46 258H48V257H46ZM222 259H224V255L223 256L219 255V257H218V253H217V258L215 259V261H218V263L221 264ZM53 260L54 259L52 258V262H53ZM60 260H62V259H60ZM73 260L75 261V258ZM126 260H128V259L126 258ZM56 261H58V260H56ZM62 261H65V260H62ZM74 261L68 260L67 264H76ZM131 261L132 260H130V262ZM143 261H144V259H143ZM39 263H41V262H39ZM144 263H145V261H144ZM14 264H19V261L14 262ZM20 264H23V263H20ZM156 264H157V262H156Z\"/></svg>",
    "mask_w": 264,
    "mask_h": 264
}]
</instances>
